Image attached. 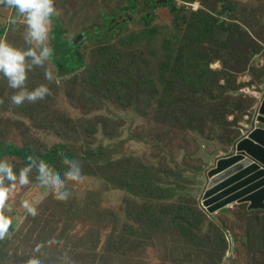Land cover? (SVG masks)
<instances>
[{"label":"rangeland","instance_id":"374dc122","mask_svg":"<svg viewBox=\"0 0 264 264\" xmlns=\"http://www.w3.org/2000/svg\"><path fill=\"white\" fill-rule=\"evenodd\" d=\"M172 1L147 25L88 40L127 0H54L81 68L33 66L26 86L49 92L20 105L0 76V158L18 171L32 157L62 178L61 156L81 168L66 201L34 183L8 193L0 264H264L263 209L202 205L210 169L255 125L264 96V0ZM14 15L0 6L1 21ZM9 21L0 40L26 47L23 22Z\"/></svg>","mask_w":264,"mask_h":264},{"label":"clouds","instance_id":"9594fccd","mask_svg":"<svg viewBox=\"0 0 264 264\" xmlns=\"http://www.w3.org/2000/svg\"><path fill=\"white\" fill-rule=\"evenodd\" d=\"M0 6L11 9L15 15L10 23L15 25L18 20L24 24V41L26 47L18 48L10 45L6 40H0V76L6 78L11 89L18 90L11 96L14 105L24 101H42L49 89L40 84L31 90L26 86L27 73L33 66H43L53 55V49L47 43L52 24V17L56 15L54 0H0ZM45 79L51 81L52 73L45 72ZM62 163L67 166L63 178L28 157V163L18 171L14 164L5 158H0V207L4 206L7 195L17 186L34 183L39 189L49 193L58 201H66L71 192L66 188L67 181H79L81 168L77 161L61 156ZM34 175V179L30 177ZM28 220L34 218V211L29 203L24 201L20 205ZM12 224L9 216L0 211V239H3Z\"/></svg>","mask_w":264,"mask_h":264},{"label":"water","instance_id":"95a60500","mask_svg":"<svg viewBox=\"0 0 264 264\" xmlns=\"http://www.w3.org/2000/svg\"><path fill=\"white\" fill-rule=\"evenodd\" d=\"M208 176L202 205L210 214L236 203L264 210V96L253 128L236 143L231 155L217 160Z\"/></svg>","mask_w":264,"mask_h":264},{"label":"trees","instance_id":"16d2710c","mask_svg":"<svg viewBox=\"0 0 264 264\" xmlns=\"http://www.w3.org/2000/svg\"><path fill=\"white\" fill-rule=\"evenodd\" d=\"M129 5L119 11V15L116 19V15L112 17L105 16L104 26L100 29L92 32V35L86 37L88 40H100L102 38L110 39L112 33L115 31H121L129 22H133L138 19H143L146 25L154 19V10L159 7H172L174 2L172 0H127ZM140 8L135 14L134 11ZM125 16V18H123ZM117 20V21H116ZM53 27V55L50 61L54 64L56 68V73L58 77H63L78 71L82 66V59L78 52V48L81 42H76L75 39L67 40L61 38V25L55 17H52ZM1 27V25H0ZM2 28V27H1ZM63 157H66L64 155ZM62 164V160H60ZM51 170V169H50ZM54 174L58 173L56 169H52ZM33 257L29 259L28 264H35ZM42 264L44 261L39 259L38 261ZM38 264V263H37Z\"/></svg>","mask_w":264,"mask_h":264},{"label":"built area","instance_id":"2783aa9c","mask_svg":"<svg viewBox=\"0 0 264 264\" xmlns=\"http://www.w3.org/2000/svg\"><path fill=\"white\" fill-rule=\"evenodd\" d=\"M8 21H9V18L8 17L4 18V21H1V19H0V25H1V27H6V24H8L7 23Z\"/></svg>","mask_w":264,"mask_h":264},{"label":"crops","instance_id":"0c3cea01","mask_svg":"<svg viewBox=\"0 0 264 264\" xmlns=\"http://www.w3.org/2000/svg\"><path fill=\"white\" fill-rule=\"evenodd\" d=\"M252 128H253V127H252ZM252 128H251V129H252ZM248 132H249V131H248ZM248 132H247V133H248ZM247 133H246V134H247ZM246 134H244L242 137H244Z\"/></svg>","mask_w":264,"mask_h":264}]
</instances>
